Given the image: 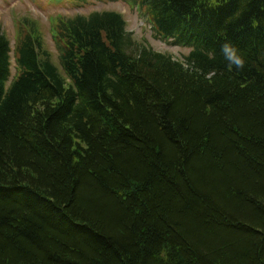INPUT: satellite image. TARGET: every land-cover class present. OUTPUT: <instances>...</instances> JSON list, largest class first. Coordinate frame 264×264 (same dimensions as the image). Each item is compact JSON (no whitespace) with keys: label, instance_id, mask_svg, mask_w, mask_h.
Wrapping results in <instances>:
<instances>
[{"label":"trees","instance_id":"1","mask_svg":"<svg viewBox=\"0 0 264 264\" xmlns=\"http://www.w3.org/2000/svg\"><path fill=\"white\" fill-rule=\"evenodd\" d=\"M131 2L184 63L117 12L52 17L60 68L0 28V264H264V0Z\"/></svg>","mask_w":264,"mask_h":264},{"label":"rangeland","instance_id":"2","mask_svg":"<svg viewBox=\"0 0 264 264\" xmlns=\"http://www.w3.org/2000/svg\"><path fill=\"white\" fill-rule=\"evenodd\" d=\"M126 0H96L88 4L61 0H0V28L11 47L15 46L16 25L23 17H30L40 23L43 42L52 55V60L60 68L59 52L50 31V19L55 16H87L93 12L111 11L123 15L127 32L131 35L129 51L136 53L141 47H148L155 53L172 56L175 61H184L191 49L165 41L156 35L144 10L129 4ZM11 53V76L16 73V64Z\"/></svg>","mask_w":264,"mask_h":264},{"label":"clouds","instance_id":"3","mask_svg":"<svg viewBox=\"0 0 264 264\" xmlns=\"http://www.w3.org/2000/svg\"><path fill=\"white\" fill-rule=\"evenodd\" d=\"M222 56L228 62L229 66L235 67L236 69H242L246 63L245 56L236 46L231 42H225L222 45Z\"/></svg>","mask_w":264,"mask_h":264}]
</instances>
